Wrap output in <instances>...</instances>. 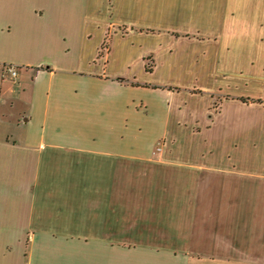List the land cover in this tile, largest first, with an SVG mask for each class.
Listing matches in <instances>:
<instances>
[{"label":"crops","instance_id":"crops-1","mask_svg":"<svg viewBox=\"0 0 264 264\" xmlns=\"http://www.w3.org/2000/svg\"><path fill=\"white\" fill-rule=\"evenodd\" d=\"M253 2L0 0V264H264Z\"/></svg>","mask_w":264,"mask_h":264},{"label":"rangeland","instance_id":"rangeland-1","mask_svg":"<svg viewBox=\"0 0 264 264\" xmlns=\"http://www.w3.org/2000/svg\"><path fill=\"white\" fill-rule=\"evenodd\" d=\"M253 4H251V6H249L250 8H255L258 7L259 4L263 6L262 3H264V0H253ZM254 3H256V5H254ZM149 66L150 63L148 62ZM213 96V97H212ZM211 97L213 99H210L211 101V106H210V114H209V118H213L215 116V114L219 111L218 110V106H219V102L223 101V100H232L235 98V95L233 94V91L230 88H225L224 89H220V91H218L215 95H212ZM248 102V101H246ZM164 142L162 141L158 146H156L157 151H161L163 149ZM159 149V150H158Z\"/></svg>","mask_w":264,"mask_h":264},{"label":"built area","instance_id":"built-area-1","mask_svg":"<svg viewBox=\"0 0 264 264\" xmlns=\"http://www.w3.org/2000/svg\"><path fill=\"white\" fill-rule=\"evenodd\" d=\"M3 76L8 77L10 79H15L17 76V71L12 66H6L3 71ZM159 150V149H158Z\"/></svg>","mask_w":264,"mask_h":264},{"label":"trees","instance_id":"trees-1","mask_svg":"<svg viewBox=\"0 0 264 264\" xmlns=\"http://www.w3.org/2000/svg\"><path fill=\"white\" fill-rule=\"evenodd\" d=\"M107 44H108V39H106V42L104 43V47H103V48L107 47ZM149 70H150V69H149ZM242 101H243V102H246V100H243V99H242Z\"/></svg>","mask_w":264,"mask_h":264}]
</instances>
